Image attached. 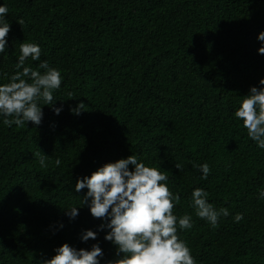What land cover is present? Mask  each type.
I'll list each match as a JSON object with an SVG mask.
<instances>
[{
	"label": "trees",
	"instance_id": "1",
	"mask_svg": "<svg viewBox=\"0 0 264 264\" xmlns=\"http://www.w3.org/2000/svg\"><path fill=\"white\" fill-rule=\"evenodd\" d=\"M3 5L11 31L0 53V85L17 71L20 43L38 44L40 61L29 57L25 67L36 70L46 60L60 70L53 103L63 110L56 115L41 100L38 127L9 128L0 116V264H42L64 243L77 249L99 243L100 264L116 259L115 246L104 240L107 230L81 242V231H97L102 221L83 203L88 190L76 193L75 183L129 155L164 171L170 191L180 194L173 214H189L193 227L180 230L177 223V235L196 264H264V149L234 117L240 97L264 78L257 39L264 0H0ZM81 102L83 112L71 114ZM39 150L50 157L47 167ZM204 163L206 180L193 167ZM198 187L214 208L230 213L217 228L191 206ZM72 207L79 216L70 221L65 211Z\"/></svg>",
	"mask_w": 264,
	"mask_h": 264
},
{
	"label": "clouds",
	"instance_id": "2",
	"mask_svg": "<svg viewBox=\"0 0 264 264\" xmlns=\"http://www.w3.org/2000/svg\"><path fill=\"white\" fill-rule=\"evenodd\" d=\"M7 13V6H0V53L7 50V36L11 31V25L5 18ZM18 23L22 24L23 21ZM257 39L261 42L258 54L264 55V32ZM19 48L20 55L15 66L17 71L8 83L0 85V116L3 117V124L9 128L13 125L23 127L27 122L38 127L44 117L43 108L39 106L41 100L45 104H52L56 115L63 110V105L55 107L56 103H53V92L61 87L62 76L60 70L50 67L46 60L41 61L36 70L25 67L29 57L33 61H40L41 48L38 44L21 42ZM85 107L81 102L70 108V113L80 115ZM234 117L242 121L248 137L260 149H264V78L259 80V86H251L248 94L240 97ZM36 155L41 167H47L45 161L50 157L41 150ZM60 163L57 158L55 165L59 166ZM193 167L201 171L202 179H207L209 164H193ZM175 168L183 171L182 164H175ZM167 181L168 176L164 171L138 162L135 155L105 163L90 176L77 177L75 192L88 190L83 203L93 218L102 221L97 231L82 230L79 237L81 242L96 241L98 232L107 230L104 240L115 246L117 257L107 261V264H196L190 248L177 235V223L180 230L191 229L192 217L184 214L178 218L173 214L174 201L179 203L181 197L179 193L170 191ZM259 196L264 199V189L260 190ZM207 197L208 193L203 188H195L191 206L197 217L208 222L212 228H217L220 218H226L230 213L227 208H214ZM78 209L72 207L65 211L70 221L79 216ZM233 219L239 223L243 220V214L237 213ZM59 227L62 229L63 223ZM53 251L55 254L42 264H100L104 258L99 243L92 244L90 249H77L64 243Z\"/></svg>",
	"mask_w": 264,
	"mask_h": 264
}]
</instances>
